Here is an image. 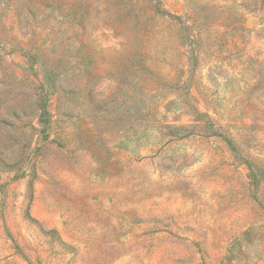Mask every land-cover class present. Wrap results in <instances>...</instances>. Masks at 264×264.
Segmentation results:
<instances>
[{"label":"rangeland","instance_id":"1","mask_svg":"<svg viewBox=\"0 0 264 264\" xmlns=\"http://www.w3.org/2000/svg\"><path fill=\"white\" fill-rule=\"evenodd\" d=\"M0 264H264V0H0Z\"/></svg>","mask_w":264,"mask_h":264}]
</instances>
